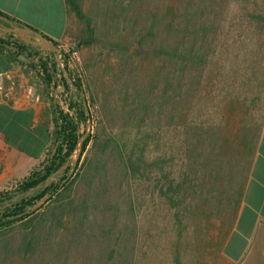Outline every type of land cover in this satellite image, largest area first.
I'll return each instance as SVG.
<instances>
[{
  "label": "trees",
  "instance_id": "16d2710c",
  "mask_svg": "<svg viewBox=\"0 0 264 264\" xmlns=\"http://www.w3.org/2000/svg\"><path fill=\"white\" fill-rule=\"evenodd\" d=\"M238 3L240 6L233 0H221L223 12H204L208 7L214 9L216 0H171L155 12L143 14L145 26L132 42L123 38L110 41V49L119 53L120 60L107 79L109 87H115L111 80L117 82L116 78L124 79L120 87H127L137 76L134 71L146 64L153 70L148 80L133 85V92L124 88L116 94L113 107L110 95H115V90L100 96L93 77L86 80L72 67L69 53L61 56L67 77L53 52L37 49L14 35H8L7 40L0 37L1 43L13 47L21 62L28 61L44 89L53 93V129L44 159L17 180L13 190L0 191V264H29L50 244L55 231L75 235L81 231L77 226H86L94 215L102 217L98 204L110 200L109 174L115 168L121 185L129 182L142 198L150 197L151 205L154 202L173 211L172 218L179 225L187 214L196 215L198 205L209 206L208 201L218 214L226 211L229 226L221 228L225 241L264 126L262 114L258 119L242 120L235 140L227 131L230 109L239 105L247 113L250 106H244V101L241 104L240 92L236 96L229 86L232 72L227 63L239 53L237 47L247 27L244 23L258 20L264 26V3L261 12H255L258 0ZM65 5L68 16L75 14L84 24L79 46L98 42L95 19L99 14H87L82 0H65ZM235 9L246 13L229 12ZM67 32L68 27L64 34ZM52 40L59 45L58 40ZM260 81L264 84V77ZM232 93L237 99H228ZM260 98L254 96L253 101ZM96 103L100 115L97 130L93 127L83 139L77 171L68 176L69 167L60 170L77 151L88 121L94 124L92 107ZM208 136L214 150L205 162L210 186L208 201L203 202L198 172L205 160L202 145ZM221 142L222 153L215 146ZM77 182L86 187L78 202L71 198ZM90 194H94L91 201ZM46 195L47 201L34 208ZM14 233H18L16 237Z\"/></svg>",
  "mask_w": 264,
  "mask_h": 264
},
{
  "label": "rangeland",
  "instance_id": "374dc122",
  "mask_svg": "<svg viewBox=\"0 0 264 264\" xmlns=\"http://www.w3.org/2000/svg\"><path fill=\"white\" fill-rule=\"evenodd\" d=\"M169 1L171 0H82L83 9L87 14L94 15L91 12L99 14L95 19L99 40L90 46H79L78 36L81 35L84 24L75 14L69 16L68 32L61 40H58L59 46L71 52H77L76 57L70 59L72 67L86 80L93 77L96 81V90L102 93L100 96H108L109 91L115 90V95H110V99L113 100L110 106H114L113 102L117 100L116 94L123 91L124 88H129V92H133V85L140 86L151 77L153 71L146 64L134 71L137 76L134 78V82L129 81L127 87L119 86L124 83V79L118 80L119 78H116L117 82L111 80L115 87L112 85L109 87L110 83L106 84V82L111 73H114V68L120 60L119 53L110 49V41L123 38V40L128 39L132 42L145 26L143 14L155 12L156 9ZM238 1L233 0V4L239 5ZM190 2L195 3L198 0H190ZM263 3L264 0H258L259 7L256 6L255 12H261L260 6ZM220 6L221 0H216L214 9L208 7L204 12H223L220 11ZM229 12L246 13L242 9L229 10ZM257 21L247 20L244 23L243 26L246 24L247 27L242 31L243 42L237 47L239 53L236 58L226 62L228 69L232 72L229 74L230 81L227 80L229 86L233 87L236 96L240 92L241 104L243 101L244 106L246 103H250L247 113L239 105L229 111L231 121L227 126V131L232 140L236 139L237 130L241 126L242 120L246 118L258 119L264 114V84L260 81L264 77V26ZM58 37L55 36V40ZM62 53L67 52L63 49L60 59ZM62 63L63 61L59 62L61 67L64 64ZM154 66L155 64H153ZM16 68L25 74L27 80L21 81L18 77L17 91L22 92L24 89L30 88L35 95L40 96V101L45 100L50 105L53 93L51 90L44 89L28 61H19ZM63 74L68 77L64 70ZM59 89L60 86L54 91V96L57 92L56 98H58ZM234 94L227 95L230 96L228 99L232 100L234 97L237 99ZM254 96H261V98L253 101ZM98 108L99 103L93 105L94 124H92V120L90 124H87L81 140L90 131H94L93 127L97 130L100 119ZM221 112L223 114L222 110ZM217 118H219V112ZM83 131L84 127H82ZM211 140V137L208 136L202 145L205 160L203 167L198 172L203 202L208 201L206 198H208L207 191L210 186L209 172L205 168V162L214 150ZM215 146L217 152H221L223 142ZM80 155L81 153H75L69 161L67 165L69 170L66 172L68 176L74 175L77 171L76 166ZM221 164L222 162H219L217 166L220 167ZM109 175L108 198L110 200H106L105 203L100 201L98 204L99 214L102 217L94 215L90 222L86 223V226H77L76 229L81 231L75 235L60 233L58 228V232L55 231L54 237L49 241L50 244L46 245L47 247L45 246L39 255H35L29 264H34V262L39 264L44 261L55 264L222 263L221 249L224 242L221 237V228L224 226L227 229L230 221L226 211L221 210L222 214H218L216 206H212L208 201L209 206L198 205L196 215L187 214V219L183 221L182 225H179L172 218L173 211L167 212L165 211L166 207L161 204L156 205L154 202L151 205L150 197L142 198L137 187H133L129 182L125 181L121 185L119 169H113ZM15 182L0 186V191L13 190ZM85 190L86 187L77 182L72 189L71 198L77 199L76 202H78L86 194ZM93 196L94 194H90V201L94 198ZM75 222L77 223L78 220L76 219ZM17 234L14 233V236L16 237ZM22 264H26L25 261Z\"/></svg>",
  "mask_w": 264,
  "mask_h": 264
},
{
  "label": "crops",
  "instance_id": "0c3cea01",
  "mask_svg": "<svg viewBox=\"0 0 264 264\" xmlns=\"http://www.w3.org/2000/svg\"><path fill=\"white\" fill-rule=\"evenodd\" d=\"M0 14L16 24L33 26L52 39L59 36L56 40L63 38L69 20L65 0H0ZM20 59L13 47L0 42V73L15 72ZM18 77L27 81L20 69ZM21 93L0 101V186L26 177L44 159L50 143L53 123L49 103ZM221 259V264H264V126Z\"/></svg>",
  "mask_w": 264,
  "mask_h": 264
},
{
  "label": "water",
  "instance_id": "95a60500",
  "mask_svg": "<svg viewBox=\"0 0 264 264\" xmlns=\"http://www.w3.org/2000/svg\"><path fill=\"white\" fill-rule=\"evenodd\" d=\"M1 20L8 23V26L3 24ZM13 34L17 37L18 40L25 42L26 44L32 45L37 49L42 51H50L54 53V56L58 62H62L60 59L61 47L57 45L49 36L45 35L43 32L37 30L35 27L30 26L28 24L11 22L10 19L2 14H0V37L7 38L8 35ZM63 64V63H62ZM63 70L65 72V65L63 64ZM60 85H58L59 87ZM57 97V92L55 98ZM90 120L88 124H90ZM83 140H80L78 149L75 153H81L82 151ZM69 162H67L60 171L67 167ZM55 178V175L51 180ZM39 186L30 190L27 194L35 191ZM48 195H46L43 199H41L34 208L41 207L48 199Z\"/></svg>",
  "mask_w": 264,
  "mask_h": 264
},
{
  "label": "built area",
  "instance_id": "2783aa9c",
  "mask_svg": "<svg viewBox=\"0 0 264 264\" xmlns=\"http://www.w3.org/2000/svg\"><path fill=\"white\" fill-rule=\"evenodd\" d=\"M65 50L67 53L70 54V59L72 60L76 57V51H69L65 48H61ZM26 67V66H23ZM17 79H18V70L16 69L15 72H7V73H0V101H9L15 98L17 95ZM21 94H25L27 97L34 99V101H40V96L35 95L33 90L30 88H26L22 91Z\"/></svg>",
  "mask_w": 264,
  "mask_h": 264
},
{
  "label": "flooded vegetation",
  "instance_id": "af4514ba",
  "mask_svg": "<svg viewBox=\"0 0 264 264\" xmlns=\"http://www.w3.org/2000/svg\"><path fill=\"white\" fill-rule=\"evenodd\" d=\"M11 35H13V34H11ZM16 37V36H15ZM17 38V37H16Z\"/></svg>",
  "mask_w": 264,
  "mask_h": 264
}]
</instances>
